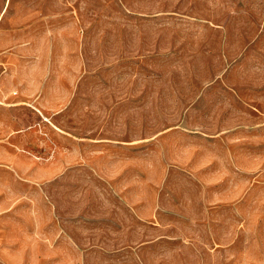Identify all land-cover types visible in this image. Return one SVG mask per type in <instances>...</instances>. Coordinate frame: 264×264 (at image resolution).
<instances>
[{"label": "rangeland", "instance_id": "374dc122", "mask_svg": "<svg viewBox=\"0 0 264 264\" xmlns=\"http://www.w3.org/2000/svg\"><path fill=\"white\" fill-rule=\"evenodd\" d=\"M46 2L47 14L59 9ZM61 10L78 39L58 33L47 47L69 52V66L77 41L79 73L52 124L124 142L126 191L159 193L158 215L140 221L99 168L68 170L58 198L77 264H264V0H63Z\"/></svg>", "mask_w": 264, "mask_h": 264}, {"label": "crops", "instance_id": "0c3cea01", "mask_svg": "<svg viewBox=\"0 0 264 264\" xmlns=\"http://www.w3.org/2000/svg\"><path fill=\"white\" fill-rule=\"evenodd\" d=\"M10 5L6 0L0 11V264H77L79 244L66 229L58 198L68 170L99 168L119 203L140 221L158 215V189L147 197L126 191L124 142H84L52 124L73 102L79 73L77 41L69 66L63 58L69 52L55 42L47 47L58 33L78 39V20L62 14L63 0L50 14L46 0H21L6 15ZM62 20L70 25L61 26Z\"/></svg>", "mask_w": 264, "mask_h": 264}]
</instances>
